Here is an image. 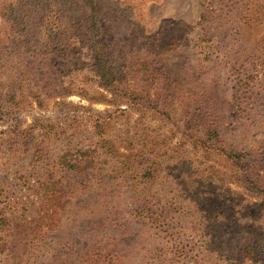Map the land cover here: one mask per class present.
<instances>
[{"label":"rangeland","instance_id":"1","mask_svg":"<svg viewBox=\"0 0 264 264\" xmlns=\"http://www.w3.org/2000/svg\"><path fill=\"white\" fill-rule=\"evenodd\" d=\"M0 264H264V0H0Z\"/></svg>","mask_w":264,"mask_h":264}]
</instances>
